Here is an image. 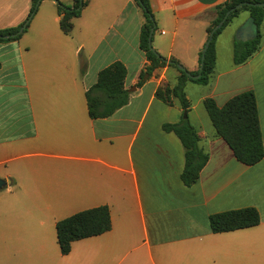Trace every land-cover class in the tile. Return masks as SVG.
I'll list each match as a JSON object with an SVG mask.
<instances>
[{
    "label": "crops",
    "instance_id": "0c3cea01",
    "mask_svg": "<svg viewBox=\"0 0 264 264\" xmlns=\"http://www.w3.org/2000/svg\"><path fill=\"white\" fill-rule=\"evenodd\" d=\"M148 1L153 49L188 72L199 70L206 28L227 0ZM31 3L0 0V29L23 23ZM61 17L54 0H41L21 37L0 43V179L7 180L0 189V264H264V158L238 162L203 106L206 98L221 107L252 91L264 147V19L259 47L241 64L233 62L234 43L249 13L221 30L209 82H185V112L177 99L167 105L155 97L158 87L176 85L177 69L141 78L148 61L134 0H86L69 34ZM114 62L125 67L128 103L91 118L85 92ZM181 119L208 155L191 186L180 179L179 138L162 129ZM104 205L109 231L73 241L62 255L56 222ZM245 207L257 209V226L211 232L210 215Z\"/></svg>",
    "mask_w": 264,
    "mask_h": 264
},
{
    "label": "trees",
    "instance_id": "16d2710c",
    "mask_svg": "<svg viewBox=\"0 0 264 264\" xmlns=\"http://www.w3.org/2000/svg\"><path fill=\"white\" fill-rule=\"evenodd\" d=\"M41 0H32L26 19L20 25L0 29V43L17 40L26 30L30 20L36 13ZM57 11L62 16L59 27L64 34H69L73 24L72 20L79 17L86 5L85 0H74V3L64 5L54 0ZM144 17L139 34V48L144 52L148 61L141 78L151 75L154 70L165 66L174 67L179 72L176 85L158 87L155 97L167 105H172L173 98L177 99L181 108L187 112L189 102L184 93L186 81L197 84H207L211 77L215 62V39L221 30L240 12L247 11L257 28L256 35L246 42L237 41L234 46L233 62L241 64L257 50L261 41L259 27L264 19V7L254 6L255 3H264V0H227L216 6V17L206 28L207 37L212 28L237 4L243 3L239 9L230 12L221 28L216 30L204 54H198L201 70L186 71L174 59H166L158 54L148 42L150 30H155V22L150 10L148 0H134ZM24 26L23 30H19ZM203 54V59L201 58ZM200 74L197 79L190 76ZM126 71L120 62H114L98 73L97 80L85 92L88 114L91 118H104L110 116L115 110L128 103V90L124 88ZM203 106L217 134L231 150L233 157L241 164L251 166L264 158V147L259 126L257 105L252 91H243L229 98L221 107H218L212 98H206ZM165 132H173L184 148V167L180 175L185 186L194 184L200 171L208 160V155L198 146V136L187 119H181L175 124H163ZM260 218L254 207H245L235 210L215 213L209 216V227L212 233L230 232L257 226ZM110 229V215L107 206H99L72 214L56 222V238L62 255H67L71 243L88 237L101 235Z\"/></svg>",
    "mask_w": 264,
    "mask_h": 264
},
{
    "label": "water",
    "instance_id": "95a60500",
    "mask_svg": "<svg viewBox=\"0 0 264 264\" xmlns=\"http://www.w3.org/2000/svg\"><path fill=\"white\" fill-rule=\"evenodd\" d=\"M243 6V3H239L237 4L234 8H232L230 11L226 12L225 15L223 16V18L212 28V30L210 31V33L208 34V37L204 43V46L202 48V53L204 54L209 42L212 39V36L214 34V32L216 30H218L219 28L222 27V25L224 24L226 18L228 17V15L230 14V12L234 11L235 9H239ZM254 6L257 7H264V3H255ZM62 18V17H61ZM25 25H23V27L19 30V32H21L23 30ZM256 26L253 22V18L249 17L237 30L236 33V39L240 42H246L248 40H252L255 35H256ZM153 33V29L150 30L149 36H148V42L151 45V36ZM203 54L201 56V58L203 59ZM199 70H201V65H199ZM200 76V74L197 75H192L190 76L193 79H197ZM147 77V74L144 75L143 79H145ZM186 113H183V118H186ZM7 184V180L5 179H0V189H2L3 187H5V185Z\"/></svg>",
    "mask_w": 264,
    "mask_h": 264
},
{
    "label": "rangeland",
    "instance_id": "374dc122",
    "mask_svg": "<svg viewBox=\"0 0 264 264\" xmlns=\"http://www.w3.org/2000/svg\"><path fill=\"white\" fill-rule=\"evenodd\" d=\"M85 1H86V0H85ZM40 2H41V1H40ZM39 4H40V3H39ZM38 8H39V6H38ZM82 11H83V9L81 10V12H82ZM35 14H36V13H35ZM35 14H34V15H35ZM34 15H33V17H34ZM33 17H32V18H33ZM236 42H237V41H235V43H236ZM235 43H234V46H235Z\"/></svg>",
    "mask_w": 264,
    "mask_h": 264
}]
</instances>
